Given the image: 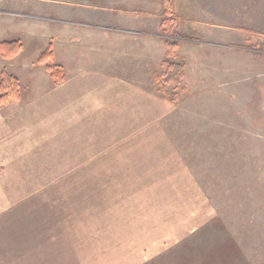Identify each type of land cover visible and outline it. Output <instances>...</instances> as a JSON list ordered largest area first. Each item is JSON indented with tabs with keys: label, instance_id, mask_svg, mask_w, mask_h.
Wrapping results in <instances>:
<instances>
[{
	"label": "rangeland",
	"instance_id": "374dc122",
	"mask_svg": "<svg viewBox=\"0 0 264 264\" xmlns=\"http://www.w3.org/2000/svg\"><path fill=\"white\" fill-rule=\"evenodd\" d=\"M60 1L53 8L106 17L99 26L79 22L83 27L102 28L113 39L130 33L140 87L155 97L154 125L134 136L144 148L127 165L90 160L87 167L88 159L68 149L65 127L52 141L53 119L31 117L12 128L10 145L21 140L22 148L0 170V264H19L23 231L27 242L31 234L42 238V264H128L114 255L130 239L115 234L130 222L142 221L143 230L175 199L184 209L173 205L174 214H194L180 223L187 235L177 243L142 241L144 259L139 253L135 264H264V0ZM63 13L57 20L68 25ZM165 35L183 38L169 59L175 74L168 81ZM80 52L73 62H97ZM57 58L72 61L62 53ZM15 74L22 102L1 105L5 113L38 91L46 101L42 93L56 83L23 76L19 68ZM164 81L171 102L159 91Z\"/></svg>",
	"mask_w": 264,
	"mask_h": 264
},
{
	"label": "crops",
	"instance_id": "0c3cea01",
	"mask_svg": "<svg viewBox=\"0 0 264 264\" xmlns=\"http://www.w3.org/2000/svg\"><path fill=\"white\" fill-rule=\"evenodd\" d=\"M60 2L62 1L2 0L0 43L16 41L20 45V50L15 56L9 59L1 57L4 61L2 71L17 77L15 71H18L19 68V71L24 73L23 76L34 79L41 78L48 84L54 76L46 69L45 64L39 62V58L47 47H50L52 59L57 62L52 60L53 62L48 65L59 67L63 74L62 80L54 83L51 89H47V92L42 91L44 96L49 94L46 101H40L37 96L40 93L38 91L34 95L37 97L30 98L26 106L21 104L14 109L9 108L6 113L0 109V128L3 129L2 138L0 137V166H5L0 169L2 172L6 170V166L11 165L9 161L12 158V150L19 151L22 148L19 145L21 140L16 139L15 143H19L16 147L10 145L12 128L16 127L14 130L17 131L18 126L21 127L20 123L22 121L25 123V119L31 117L34 118V121L42 117L53 119L50 131L52 141L57 138V135L64 134L63 127H65L68 149L70 148L76 157L79 155L83 159H88L83 163L86 167L91 165L90 160H98L95 162L98 165H127L128 162L124 160L132 159L135 151L144 148L139 143L133 142L134 136L148 134L149 125L151 129L153 128L156 110L155 97L140 87L136 69L133 67L138 60V53L133 50L134 40L130 35H127L130 33L113 39L109 38L107 30L83 27L79 22L93 21L99 26L106 17L99 10H96L99 11L96 13L78 16L76 11L67 10L68 13H66V10L61 11L58 8H53L61 4ZM68 6L70 8L78 5L70 2ZM17 8L19 13L15 14L14 11ZM63 12H65L64 16L69 17L66 20L68 25L63 24L65 22L63 20H57V15L60 16L64 14ZM46 13L50 15H44ZM111 33L114 34L112 31ZM126 43L128 44L125 45ZM22 52L28 58L22 55ZM79 52L83 55L84 61L92 58L97 62L94 64L86 61L73 62L74 58L72 59V57L76 58ZM61 53L66 55V58H70L72 63L64 64L62 60L60 62L57 55ZM41 68L46 70L45 75L42 74ZM162 102L167 104L164 100ZM40 121L39 125H42L43 122ZM123 133L127 135L124 138L125 142H122ZM31 139L35 140V137ZM78 163L76 164L78 165ZM1 175L8 176V174ZM10 176L11 174L8 176L9 181L12 180ZM86 180H92V178ZM176 198L178 197L176 196ZM176 200L179 199H175L167 207V213L160 220L153 222L149 221L151 219L149 218L143 224L145 227L143 230H138L140 229L138 225L142 221L123 225L119 229V234L123 233L120 230L127 228L130 231L115 235L124 237V240L130 239L131 244L126 245L125 250L116 251L115 255L113 253L115 260L135 264L139 260V253L143 254L142 258L144 257L145 248H139V244L148 238L154 240V243L181 241L187 235L182 230L184 229L186 232L188 228L185 227V224L181 225L180 223L187 219H194V214H184L183 216L179 212L174 214L172 206L177 207ZM179 202L182 201L179 200ZM185 204L187 205V202ZM178 209L184 208L179 207ZM8 212L4 215L10 214ZM152 218L156 219V217ZM162 229L166 231L163 233ZM190 229L195 230L194 226ZM27 234L29 235V233ZM115 235L113 237L116 239ZM26 236L24 231L20 232L18 239L19 264H42V238L37 234H31L27 242ZM146 250L153 252L155 249ZM6 253L8 255V252ZM50 259L51 256L48 260Z\"/></svg>",
	"mask_w": 264,
	"mask_h": 264
},
{
	"label": "trees",
	"instance_id": "16d2710c",
	"mask_svg": "<svg viewBox=\"0 0 264 264\" xmlns=\"http://www.w3.org/2000/svg\"><path fill=\"white\" fill-rule=\"evenodd\" d=\"M181 40H183L181 36H176V37H169L166 35L164 36L165 45L168 49L166 53L168 57V61H165L166 67L168 69L166 81L171 79L175 74V69L173 66L174 63L170 62L169 59L171 60V58L175 57L173 52ZM19 50H20V45L16 41H4L0 43V52L2 54V57L6 59L15 56ZM50 61H52V52H51V48L47 47V49L40 56L39 62L45 64L46 69L50 71L54 76L56 80L55 82H58L63 78L62 71L57 66L48 65ZM171 66H173L172 69H170ZM155 78L159 80L158 75ZM166 81H164V83L159 82L160 85L159 91L162 93V96L165 100L171 102L165 87ZM20 100H21V94H20L19 80L14 75L9 74L6 71H2L0 78V106L3 104H7L9 102H19Z\"/></svg>",
	"mask_w": 264,
	"mask_h": 264
}]
</instances>
